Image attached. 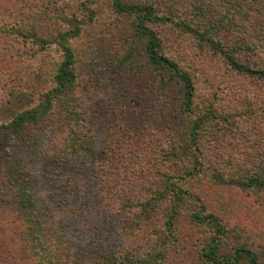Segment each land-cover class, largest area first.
<instances>
[{
    "label": "trees",
    "instance_id": "16d2710c",
    "mask_svg": "<svg viewBox=\"0 0 264 264\" xmlns=\"http://www.w3.org/2000/svg\"><path fill=\"white\" fill-rule=\"evenodd\" d=\"M112 4L114 13L129 24L120 34L118 26L113 27V41L106 38L108 54L94 60L128 79L150 82L160 77L154 102L169 120L164 126L169 133L160 150L159 167L170 164L175 172L163 171L156 188L138 196H120L105 211L108 196L105 188H97V175L91 168L108 160L105 146L101 147L109 139L107 127L102 130V123L89 121L90 107L88 112L81 105L78 64L70 44L82 32L81 21L76 16L65 18L71 29L52 40L63 52L54 86L36 106L0 124L12 148L28 150L27 159L18 153L0 159V174L9 176L26 223L24 236L39 255L36 264H165L167 250L175 243L180 205L186 200L202 201L189 188L192 181L208 177L257 198L264 196V0H112ZM164 27L183 32L200 48L208 49L228 75L238 79V89L224 95L212 84L213 95L200 102L195 77L164 51ZM111 32L107 28V35ZM26 38L46 43L35 35ZM248 87L251 92L241 90ZM174 91L175 97L170 95ZM88 121L95 123L96 135L72 129L73 123ZM64 133L68 138L59 146L58 137ZM110 140L115 148L118 137ZM44 141L52 147L41 152ZM211 146L225 151L215 166L208 165L204 156ZM34 166H40V171ZM118 205L120 209L115 208ZM166 205L162 230H152L156 238L146 236L147 227ZM202 214L195 211L193 221L207 223L214 231L203 250L202 264H264V254L251 244L231 243L235 229H228L214 213Z\"/></svg>",
    "mask_w": 264,
    "mask_h": 264
},
{
    "label": "rangeland",
    "instance_id": "374dc122",
    "mask_svg": "<svg viewBox=\"0 0 264 264\" xmlns=\"http://www.w3.org/2000/svg\"><path fill=\"white\" fill-rule=\"evenodd\" d=\"M91 10L95 11V16ZM114 12L112 0H0V124H7L19 112L36 106L41 96L54 86V75L63 52L52 40L71 29L65 18L76 16L81 21L82 32L78 38L71 39L70 44L78 64L81 88H78L77 94L81 105L88 112L90 107L89 121L102 123V130L104 125L107 127L109 139L101 142V147L105 146L108 160L91 168L97 175V188H105L104 193L108 196V200L104 199L108 204L104 206L105 211L110 210L113 202H119L120 196H138L148 188H156L161 173L172 169L170 164L166 165L167 168L161 167L164 169L159 167L163 143L169 133L164 130L169 120L161 116L154 102L159 94L155 90L161 86L160 77H154L150 82L135 77L128 79L127 75L118 73L113 67H109L110 71L103 69L104 64L94 60L108 54L106 38L108 42L113 41V27L118 26L119 34L126 32L123 28L129 24L128 20ZM107 28L112 29L109 35ZM161 31L165 53L195 77L200 102L211 98L214 91L212 84L216 85L215 88L219 86L220 93L224 95L238 89V79L231 73L229 76L220 60L208 49L200 48L193 38L172 27H164ZM30 35L38 36L46 43L32 42L26 38ZM91 49L92 53H89ZM99 69L102 71L94 72ZM126 81L128 83L125 84ZM251 89L241 88L244 92H251ZM176 94V91L170 93L173 97ZM116 108L120 110L114 112ZM89 121L73 123L72 129L89 136L96 135L95 123L90 125ZM136 122L140 123V127L135 126ZM174 123L171 121L172 126ZM115 127L118 129L115 130ZM115 137H118V144L114 148V140L112 143L110 139ZM58 138L59 146L63 145L68 134ZM10 142L9 134L0 132V159H9L14 153L27 159L25 154L28 150L24 147L12 148ZM49 146L51 148L52 144L44 141L41 152L47 151ZM207 151L204 156L208 165H218L225 155L224 150L213 149V146ZM3 166L7 171L5 160ZM35 166V170L40 171L41 167ZM171 172H175L174 167ZM94 177L90 178L91 181ZM189 188L197 192L202 201L186 200L180 205L175 243L167 250L165 264H202L203 250L214 231L207 223L198 225L193 221L195 211L203 213V216L214 213L228 229H235V233L231 234V243H249L264 254V196L257 198L235 186L216 184L208 177L192 181ZM13 191L9 176L1 173L0 264H36L34 259L36 254L37 257L39 255L24 236L27 227ZM115 208L120 209V205ZM94 209L97 210V207ZM165 209L167 205L147 227L150 231L145 233L146 236L156 238L153 234L162 230L167 219Z\"/></svg>",
    "mask_w": 264,
    "mask_h": 264
}]
</instances>
